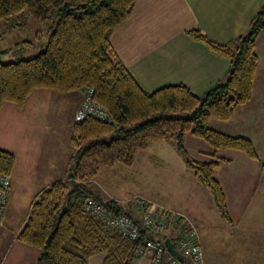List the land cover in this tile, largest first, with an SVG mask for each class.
<instances>
[{
  "label": "trees",
  "instance_id": "trees-1",
  "mask_svg": "<svg viewBox=\"0 0 264 264\" xmlns=\"http://www.w3.org/2000/svg\"><path fill=\"white\" fill-rule=\"evenodd\" d=\"M135 4L136 0H0V23L16 26L20 23H13L14 18L31 15L41 25L33 40L21 39L12 50L0 52V114L5 104L23 109L35 91L81 93L85 99L87 91L93 90V102L109 119L103 122L87 117L74 122L72 146L76 153L67 179L41 191L31 206L17 238L41 252L38 264H88L99 254L104 256L102 264L135 263L147 233L143 231L136 242L128 241L87 214L84 205L94 199L116 214L137 217L133 206L105 201L93 184L101 167H132L151 143H175L228 223L232 217L226 194L216 178L221 163L227 160L218 157V151L243 153L260 163L264 175V163L250 138L209 127L211 120L230 121L236 108L252 99L259 65L256 43L264 32V3L248 32L227 44L213 42L200 30L190 32L230 61L226 80L201 97L184 85L146 92L126 68L111 36L130 18ZM2 31L0 39L11 30ZM33 48L40 52L26 58ZM5 57L10 60L6 62ZM188 134L211 146V161L189 158L184 146ZM15 164V155L0 149V174L11 176Z\"/></svg>",
  "mask_w": 264,
  "mask_h": 264
},
{
  "label": "crops",
  "instance_id": "crops-1",
  "mask_svg": "<svg viewBox=\"0 0 264 264\" xmlns=\"http://www.w3.org/2000/svg\"><path fill=\"white\" fill-rule=\"evenodd\" d=\"M263 3L264 0H136L130 18L113 32L111 44L144 91L154 92L165 86L184 85L201 97L226 80L230 61L214 53L204 42L196 40L190 32L200 30L213 42L227 44L248 32ZM14 22L20 24L13 26L11 23H0V34L2 30H11L0 39V52L12 50L21 39L33 40L34 31L26 32L29 17H17ZM256 51L259 65L251 101L236 108L230 121L218 124L211 120L213 124L210 127H217L220 132L228 135L248 137L255 146L264 148V32L257 39ZM70 95L61 96L50 90L35 91L23 109L5 104L0 114V149L9 151L16 157L15 168L10 176V200L0 230V253L5 246H10L16 249L14 258L32 260L33 264H38L41 252L24 244L17 236L28 220L37 195L56 181L66 180L68 177L66 153L61 152L58 146H47V141L49 132L56 135L51 130L54 127L51 120L57 117L54 113L55 102L60 107L69 109L73 129L75 114L84 95L80 94L75 104ZM222 126L227 132L222 131ZM222 158L227 161L221 163L216 176L222 173L221 182L228 208L230 210V206H233L238 213L242 211L237 214V223L233 218L232 223L227 222V231L244 232L250 228H258L264 233V175L260 163L240 158L245 161L242 162L246 169L242 172L236 170L235 173L241 180L238 182V191H234L233 199L230 200L224 180L234 169L235 160ZM260 160L264 163L261 156ZM260 186L262 189L258 190ZM94 190L101 195L99 190ZM170 210L186 214L182 208ZM133 213L139 215L135 210ZM195 227L205 264H236L235 260H231L234 259L233 255L230 259H224L223 254L222 257L221 254L216 255V252L207 254L205 247L209 246L206 244L208 234L201 232L198 224ZM210 228L212 226L203 230ZM166 236L176 238L174 232ZM236 237L242 239L244 235L238 234ZM214 246H217L215 241ZM209 249H212L211 244ZM4 253L5 250L2 251V256ZM246 263L259 264L251 258L242 259L241 264ZM134 264H151V258H138Z\"/></svg>",
  "mask_w": 264,
  "mask_h": 264
},
{
  "label": "rangeland",
  "instance_id": "rangeland-1",
  "mask_svg": "<svg viewBox=\"0 0 264 264\" xmlns=\"http://www.w3.org/2000/svg\"><path fill=\"white\" fill-rule=\"evenodd\" d=\"M28 17L30 18V22L28 23V31L26 32L32 33L34 31V34H36V32L40 30L41 25L35 21L31 15H28ZM39 52V48H33L30 52H26L25 57H33ZM4 60L8 62L10 58L5 57ZM80 94L81 93H73L70 95L74 104L77 103ZM60 95L69 96L64 94ZM54 109L56 110L54 113L57 117L51 120L54 125L51 130L54 131L56 135H52L49 132L47 146H58L61 152L66 153L67 173L69 174L73 167L72 157L76 153L72 146V119L68 108L60 107L59 103L55 102ZM212 121L221 124V121ZM213 122L209 123V127ZM214 130L221 131L217 127H215ZM222 131L227 132L223 126ZM184 146L192 161L209 162L212 160L210 154H212L214 150L204 141L188 134ZM256 147L260 156L264 159V148L262 146ZM217 155L220 158H234L235 160L234 169L229 172L228 178L224 180L227 195L229 199L232 200L233 193L234 191H238V182L241 180L239 176L237 177L235 172L236 170L242 172L246 169L243 164L245 161L240 158L247 157L243 153L231 150H220ZM251 164L257 165L255 162H251ZM235 177L236 179L234 180ZM216 178L220 179L221 182L222 173L217 175ZM94 188L100 191L105 201L116 200L120 205L126 207L133 206L137 202L143 201L162 210L182 208L183 211L186 214L189 213L187 215L191 216L194 222L199 225L201 228L200 231L205 235L208 234L206 244H209V246L205 247L207 254L216 252L215 254H221V257L223 254L224 259H230V256L233 255L234 259L231 260H235L236 264H241L242 259L245 258H251L257 260L259 264H264V233L260 232L258 228H250L248 231L244 232L227 231L228 224L221 218L211 193L199 183L193 172L188 169L182 154L178 151L174 142L165 141L162 143H151L145 151L138 154L135 164L132 167L121 165H116L113 168L101 167ZM259 189H262V187L260 186L258 190ZM241 212L240 210L239 213ZM254 212L258 213L257 210ZM175 213L181 214L179 212ZM229 213L235 223H237V214L239 213L233 206H230ZM186 214L182 215L191 220ZM249 214L250 213H248L247 216H249ZM207 226H212V228L203 230V228L207 229ZM1 228L2 226L0 230H2ZM238 234H243L244 238L239 239V237H236ZM214 241L217 244L216 247H213ZM210 244L212 249H209ZM215 248L219 251H216ZM3 250H5V253L2 256L1 253ZM3 250H1L0 253V264H33L32 260L20 259V257L14 258L16 254L15 248L5 246ZM19 256H21V253ZM103 259L104 256L99 254L91 257L88 260V264H102ZM253 263L256 262L253 261Z\"/></svg>",
  "mask_w": 264,
  "mask_h": 264
},
{
  "label": "built area",
  "instance_id": "built-area-1",
  "mask_svg": "<svg viewBox=\"0 0 264 264\" xmlns=\"http://www.w3.org/2000/svg\"><path fill=\"white\" fill-rule=\"evenodd\" d=\"M93 92V90L87 91L76 113V122H81L87 117L103 122L109 120L107 113L93 102ZM10 192V176L0 174V226L3 225ZM133 208L139 213L137 217L125 213L116 214L94 199L88 200L84 205L87 214L128 241L136 242L141 237V233L146 232L148 239L138 251L139 258L149 256L152 264H205L203 251L197 241V228L188 218L170 210L153 207L143 201L134 204ZM171 232L176 234L173 241L166 236ZM167 237L174 246L176 244L175 248L180 252L181 257L169 252L165 244Z\"/></svg>",
  "mask_w": 264,
  "mask_h": 264
},
{
  "label": "water",
  "instance_id": "water-1",
  "mask_svg": "<svg viewBox=\"0 0 264 264\" xmlns=\"http://www.w3.org/2000/svg\"><path fill=\"white\" fill-rule=\"evenodd\" d=\"M165 244L171 254H173L176 257H181V254L178 250H176L174 244L172 243L170 238H166Z\"/></svg>",
  "mask_w": 264,
  "mask_h": 264
},
{
  "label": "bare ground",
  "instance_id": "bare-ground-1",
  "mask_svg": "<svg viewBox=\"0 0 264 264\" xmlns=\"http://www.w3.org/2000/svg\"><path fill=\"white\" fill-rule=\"evenodd\" d=\"M148 239V238H147Z\"/></svg>",
  "mask_w": 264,
  "mask_h": 264
}]
</instances>
